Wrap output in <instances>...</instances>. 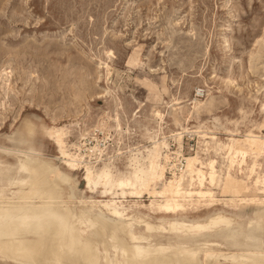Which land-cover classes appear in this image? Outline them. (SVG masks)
I'll return each mask as SVG.
<instances>
[{
  "label": "rangeland",
  "instance_id": "rangeland-1",
  "mask_svg": "<svg viewBox=\"0 0 264 264\" xmlns=\"http://www.w3.org/2000/svg\"><path fill=\"white\" fill-rule=\"evenodd\" d=\"M250 131L264 138V0H0V186L21 176V152L37 151L71 176L78 209L115 207L135 234L139 218L222 212L240 232L199 243L264 249V195L252 183L264 154L224 182V145ZM187 157L203 170L216 160L215 185L201 186L210 196L183 193L199 188ZM180 171L185 206L174 212L165 185Z\"/></svg>",
  "mask_w": 264,
  "mask_h": 264
},
{
  "label": "bare ground",
  "instance_id": "bare-ground-1",
  "mask_svg": "<svg viewBox=\"0 0 264 264\" xmlns=\"http://www.w3.org/2000/svg\"><path fill=\"white\" fill-rule=\"evenodd\" d=\"M155 115L160 117L159 113ZM198 132H202L205 139H216L213 131ZM224 149L226 184L229 171L234 167L242 170L247 166L250 154L254 158L264 154V138L250 131L241 138H230ZM59 151L68 166L74 164L76 158L65 152L62 139ZM21 154V176L8 180V187L0 186V264H15L18 259L39 260L45 264H59L65 260L76 264H262L264 261V249L259 244L245 251L225 252L220 249L221 242L217 239L198 242L205 233L235 238L241 230L238 218L222 212H215L199 221L173 216L158 221L139 218L136 226L142 227L143 231L135 234L131 218L115 207L103 211L95 209L91 203H81L78 209L71 176L59 170L49 158L37 151ZM75 157L80 158L81 155L76 154ZM168 158L165 155V160ZM197 163L196 157L185 158V171L190 179L195 176L199 188L183 193L208 197L211 190H202L201 186L205 182L209 186L215 185L216 160H208L207 170H203L202 162L195 166ZM256 164L253 162L251 165L249 175L256 174ZM164 170L165 165H160L159 173L154 176L164 177ZM182 176L183 171H180L178 177L174 176L165 185L173 199L166 205L172 211L175 208L174 212L177 206H185L181 202L185 196L180 191ZM134 181L148 184L141 176ZM252 183L264 195V175H256ZM120 184H130L136 189V184L130 181ZM237 186L238 192H248V186H243L241 180ZM262 213L263 210L259 212V218ZM256 223L259 224V220ZM161 239L165 242L158 241Z\"/></svg>",
  "mask_w": 264,
  "mask_h": 264
},
{
  "label": "snow or ice",
  "instance_id": "snow-or-ice-1",
  "mask_svg": "<svg viewBox=\"0 0 264 264\" xmlns=\"http://www.w3.org/2000/svg\"><path fill=\"white\" fill-rule=\"evenodd\" d=\"M15 264H45V262L39 261V260L18 259L17 261H15ZM59 264H76V262L75 261L65 260V261L59 262ZM262 264H264V261H262Z\"/></svg>",
  "mask_w": 264,
  "mask_h": 264
}]
</instances>
